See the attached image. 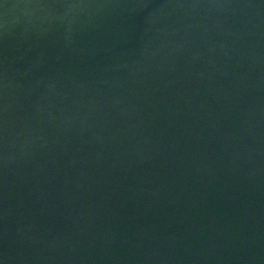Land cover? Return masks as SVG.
Masks as SVG:
<instances>
[{
    "label": "water",
    "instance_id": "obj_1",
    "mask_svg": "<svg viewBox=\"0 0 264 264\" xmlns=\"http://www.w3.org/2000/svg\"><path fill=\"white\" fill-rule=\"evenodd\" d=\"M0 264H264V0H0Z\"/></svg>",
    "mask_w": 264,
    "mask_h": 264
}]
</instances>
